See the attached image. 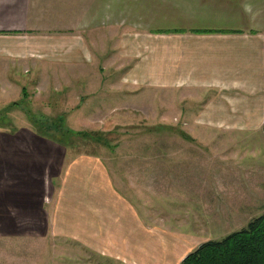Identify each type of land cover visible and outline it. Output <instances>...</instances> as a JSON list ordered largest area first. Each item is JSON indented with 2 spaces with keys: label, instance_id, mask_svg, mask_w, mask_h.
<instances>
[{
  "label": "rangeland",
  "instance_id": "rangeland-1",
  "mask_svg": "<svg viewBox=\"0 0 264 264\" xmlns=\"http://www.w3.org/2000/svg\"><path fill=\"white\" fill-rule=\"evenodd\" d=\"M73 1L57 11L36 3L38 31L0 35V129L33 128L66 143L65 157L100 158L139 230H152L132 250L0 238V264H166L167 251L180 264L264 214V99L245 78H227L239 84L225 95L241 98L227 102L202 81L207 65L246 70L245 49L213 48L216 34H152L211 23L158 22L130 1Z\"/></svg>",
  "mask_w": 264,
  "mask_h": 264
},
{
  "label": "crops",
  "instance_id": "crops-1",
  "mask_svg": "<svg viewBox=\"0 0 264 264\" xmlns=\"http://www.w3.org/2000/svg\"><path fill=\"white\" fill-rule=\"evenodd\" d=\"M128 1L133 7L148 10L150 18L158 22L211 23L212 27L194 29L214 30L213 33L177 34L196 38L216 34L212 37L213 48L222 51L227 45L233 50L243 47L247 67H233L230 76L225 75L229 66L222 64L218 69L207 65L202 80L205 86L219 88V95L224 96L217 98L222 101L240 100L231 93L225 95L224 88L234 92L237 82L245 78L251 83L249 92L264 99V0H115V6L122 8ZM42 2L57 11L69 10L75 1L0 0V35L38 31L36 26L43 23L34 11L35 4ZM82 3L89 5L90 0ZM46 21L50 22L48 18ZM218 71L223 80L211 79V75L219 78ZM227 78L237 82L233 81L232 86ZM65 156L63 145L33 128L0 129V238L48 240L66 236L90 249L111 245L135 249L138 233L148 234L152 227L139 230L143 225L140 216L124 202L112 179V170L94 156ZM128 234L131 237L125 239ZM168 253L166 264H170Z\"/></svg>",
  "mask_w": 264,
  "mask_h": 264
},
{
  "label": "trees",
  "instance_id": "trees-1",
  "mask_svg": "<svg viewBox=\"0 0 264 264\" xmlns=\"http://www.w3.org/2000/svg\"><path fill=\"white\" fill-rule=\"evenodd\" d=\"M214 31V30H213ZM211 30L196 29H166L165 31H153L155 34L165 33H213ZM264 125V124H263ZM70 132V131H69ZM66 136L75 135L80 138H90L92 134L77 132ZM264 135V128H263ZM60 145L67 146L62 140L51 137ZM245 228L234 231L222 240H210L202 243L198 248L182 260L180 264H264V214L249 220Z\"/></svg>",
  "mask_w": 264,
  "mask_h": 264
}]
</instances>
